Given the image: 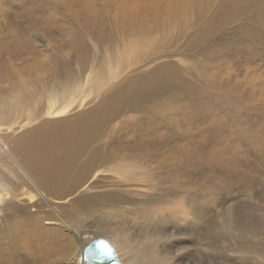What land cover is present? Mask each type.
Masks as SVG:
<instances>
[{
    "label": "rangeland",
    "instance_id": "1",
    "mask_svg": "<svg viewBox=\"0 0 264 264\" xmlns=\"http://www.w3.org/2000/svg\"><path fill=\"white\" fill-rule=\"evenodd\" d=\"M153 1L0 0V103L22 86L31 90L22 105L0 107V125L29 124L47 111L55 83L69 86L66 99L55 98L62 106L43 118L70 134L107 112L92 147L124 160L105 168L119 173L98 170L92 183L107 187L88 193H113L118 202L106 205L138 209L123 218L113 207L86 215L69 208L93 237L131 242V252L122 254L138 264H148L146 251L138 252L143 246L158 247L164 257L178 252L173 264H264V0H250L235 14L207 0V21H215L207 32L184 18L195 0ZM173 38L174 48L167 43ZM166 62L168 72L148 74ZM167 73L171 89L149 83ZM118 85L120 95L111 94ZM105 97L102 112L77 118ZM164 187L173 197L168 203ZM0 260L20 264L10 255ZM55 263L51 256L46 264Z\"/></svg>",
    "mask_w": 264,
    "mask_h": 264
},
{
    "label": "bare ground",
    "instance_id": "2",
    "mask_svg": "<svg viewBox=\"0 0 264 264\" xmlns=\"http://www.w3.org/2000/svg\"><path fill=\"white\" fill-rule=\"evenodd\" d=\"M249 1L220 0L218 9H229L235 14L238 10L243 9L245 3ZM197 2H201L207 13L197 10ZM210 11H212L210 1L195 0L193 10L189 14L185 13L184 18L194 21L198 25V29L207 32V29H212L215 23L213 18L207 21V15ZM167 20L169 19L167 18ZM155 26L159 27L158 25ZM166 30L168 29L163 26L161 32H165L160 35H166L169 32ZM177 41L173 38L171 42L169 40L167 43H170L174 48ZM166 52L170 54V57L176 55L175 50L172 49ZM171 63L166 62L156 66L148 74L155 76L157 70L168 72ZM154 78L158 79L159 77ZM152 79L149 83L164 90L174 86V77H171L170 73H167L162 81ZM69 82L67 78L64 84ZM68 89L69 86L67 85L61 87L55 83L49 90L51 98L47 111L41 110L40 114L30 117L29 124L8 129H4L0 125V216H2L0 218V256L10 255L11 260L20 264L37 263L38 260H42L43 264H46L51 256L56 259L55 264H62L63 262L66 264H86V247L93 241L92 239H97V237H93L91 232L85 228V224L80 222L76 213L69 212V208L79 206V209L82 210L79 214L86 215L110 207L105 204L107 200L113 203L118 202L117 196L113 193H88L90 189L107 187L99 185V182L92 183V180L100 172L98 170L103 169V172L112 170L116 173L118 171H115V168L105 169L106 166H114L116 159L124 160L121 153L111 150L108 154L102 146L92 147L93 137L94 140L96 137L94 133L103 127L107 121L108 113L97 117L94 123L84 121L82 126H78L70 134L60 129L59 121L43 118L54 114L62 106L55 104V98L60 96L61 99H66L69 93ZM123 89L122 85H118L110 93L119 96ZM26 93L31 94L30 88L22 86L13 94H6L7 96L3 99L8 100V102L0 103V107H8L11 104L22 105L25 102ZM108 102L110 101L105 97L101 104L90 111L81 113L77 118L102 112ZM74 103L75 101L71 104ZM80 105L82 103H78L76 107ZM67 112L68 110L63 111V113ZM9 126L15 125L10 124ZM18 134L22 135L19 137ZM10 143L13 144L12 148ZM224 160L228 161L225 158ZM127 168L128 166L123 163L122 170H127ZM135 173L129 172V175H124L120 172L123 178L142 176V173ZM160 189H162L160 193L164 196V203H168L169 198L172 197L170 191L166 187ZM112 207L116 210L117 216L123 218L138 211L137 208L124 209L120 205ZM112 207L110 209L113 211ZM64 231L67 232L64 233ZM172 236L174 237V235ZM120 238L122 237L115 235L107 240L117 251L121 263L138 264L139 260L135 257L127 256L126 252L122 254V251L125 250L131 252V242L126 243L125 239L121 240ZM141 251H146L142 255L145 256L148 264H173L174 257L180 255L178 252L172 258L158 255L157 252L160 250L156 246H149L147 249H144L143 246L138 249L139 253ZM263 253L259 255L262 256ZM17 254L23 256V260L18 261Z\"/></svg>",
    "mask_w": 264,
    "mask_h": 264
},
{
    "label": "water",
    "instance_id": "3",
    "mask_svg": "<svg viewBox=\"0 0 264 264\" xmlns=\"http://www.w3.org/2000/svg\"><path fill=\"white\" fill-rule=\"evenodd\" d=\"M86 264H122L114 247L106 239L93 240L85 250Z\"/></svg>",
    "mask_w": 264,
    "mask_h": 264
}]
</instances>
